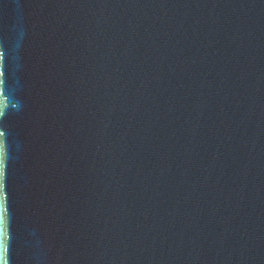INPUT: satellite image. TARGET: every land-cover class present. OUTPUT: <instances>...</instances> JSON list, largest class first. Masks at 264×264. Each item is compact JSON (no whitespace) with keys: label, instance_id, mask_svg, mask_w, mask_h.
Listing matches in <instances>:
<instances>
[{"label":"water","instance_id":"1","mask_svg":"<svg viewBox=\"0 0 264 264\" xmlns=\"http://www.w3.org/2000/svg\"><path fill=\"white\" fill-rule=\"evenodd\" d=\"M0 264H264V0H0Z\"/></svg>","mask_w":264,"mask_h":264}]
</instances>
